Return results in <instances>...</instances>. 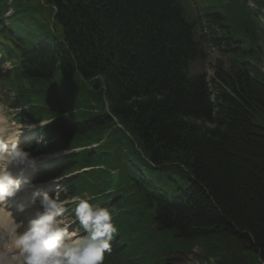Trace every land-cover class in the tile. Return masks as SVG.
<instances>
[{
  "label": "trees",
  "instance_id": "trees-1",
  "mask_svg": "<svg viewBox=\"0 0 264 264\" xmlns=\"http://www.w3.org/2000/svg\"><path fill=\"white\" fill-rule=\"evenodd\" d=\"M55 1L63 29L53 32L37 21L32 30L51 42L23 39L35 65L29 78L36 79L24 81L14 66L0 80L23 104L52 86L59 91L51 82L62 71L73 72L79 56L80 73L100 78L104 88L95 99L103 114L76 126L65 146L97 140L108 130L122 146L125 156H110L103 147L92 159L86 157L91 151L81 153L76 167L120 166L124 179L117 206L130 219L157 210L152 221L162 241L140 264H170L164 253L190 252L193 246L206 258L219 253L218 264H262L264 72L258 56L235 58L231 72L217 63L209 83L212 99L204 75L186 72L200 47L175 0ZM229 40L223 34L212 43L227 52ZM240 53L236 49L233 56ZM102 96L122 129L106 114ZM129 157L143 174L124 165ZM92 174L102 181L109 177L107 169ZM100 185L94 190L106 187ZM132 258L142 260L138 254Z\"/></svg>",
  "mask_w": 264,
  "mask_h": 264
},
{
  "label": "clouds",
  "instance_id": "clouds-1",
  "mask_svg": "<svg viewBox=\"0 0 264 264\" xmlns=\"http://www.w3.org/2000/svg\"><path fill=\"white\" fill-rule=\"evenodd\" d=\"M22 127L13 137L0 134V264H104L118 235L112 212L92 203L93 196L62 199L31 185L25 172L36 160L18 146ZM24 184L38 198L30 215H21L23 205L17 211L8 206Z\"/></svg>",
  "mask_w": 264,
  "mask_h": 264
},
{
  "label": "rangeland",
  "instance_id": "rangeland-1",
  "mask_svg": "<svg viewBox=\"0 0 264 264\" xmlns=\"http://www.w3.org/2000/svg\"><path fill=\"white\" fill-rule=\"evenodd\" d=\"M180 5L182 6L183 12L185 17L189 19H196L198 16H205L208 13V16L211 18L212 13L215 12H221L222 15L225 17L221 20V24L227 27V30L230 32V36L233 39H236V41H242L241 43L242 47H249V39L251 38V27L254 24H257V18L253 11H251L246 3L245 0H178ZM235 45H237L235 43ZM256 47H258V51L261 50L262 55L264 54V40H258L256 42ZM222 54L220 53H214L211 56L210 63L203 64L200 66L201 70H205L208 75L211 73L213 62L217 57H221ZM223 65L226 67V69L232 71L229 62L227 61V57H223ZM263 66L262 70L264 71V57L261 60ZM260 62V64H261ZM210 72V73H209ZM1 98V97H0ZM1 103V99H0ZM2 106L0 105V109ZM7 114V121H8V131L16 133L19 131V125L13 124L11 122V116L9 110H5ZM22 125V131L19 135H22V139H24V142H22L21 146L22 148L27 149L28 146H30V143H33V139L35 136L32 134V131L28 128L26 129V125ZM5 128V125H3ZM24 129H26L24 131ZM45 157L38 156L35 157L36 165L40 163V161L44 160ZM35 165V166H36ZM35 170V169H34ZM49 191L48 193L51 195L54 192H58L59 194L62 192L61 188H58L55 185H49L48 186ZM20 193H18V197L20 196ZM23 198L22 201H26L25 208H27L26 212L33 211L38 206V198H27L26 194L22 195ZM34 201V202H33ZM246 254V253H244ZM206 254L203 253V251L199 248L194 246L192 249V253L189 255H183L180 253L173 254L170 256V263L173 264H181V263H193V264H218L219 253H216L214 255H209L207 258L205 257ZM207 259V260H206Z\"/></svg>",
  "mask_w": 264,
  "mask_h": 264
},
{
  "label": "bare ground",
  "instance_id": "bare-ground-1",
  "mask_svg": "<svg viewBox=\"0 0 264 264\" xmlns=\"http://www.w3.org/2000/svg\"><path fill=\"white\" fill-rule=\"evenodd\" d=\"M4 129V126L2 125L1 126V123H0V134L2 133ZM9 137H13L14 135L13 134H10L8 135ZM18 141V140H17ZM15 169H13V172L15 173ZM25 175L28 177L29 180H31V171L28 169L26 172H25ZM34 186V185H33ZM36 189H39L40 191L42 190V187L40 185H36L34 186ZM22 190H24V192H21L22 194H24L25 192H31V195H32V191H33V188L32 187H29L27 184H24L22 186ZM21 197H18L17 195L14 197V198H10L9 200V203H8V206L11 210L13 211H17L19 209V207L21 205L25 206L24 203L22 202V199L23 196L20 195ZM34 202V201H33ZM27 203V202H26ZM25 211L24 213H22L21 215H30L31 213L29 212H26L27 208H25Z\"/></svg>",
  "mask_w": 264,
  "mask_h": 264
}]
</instances>
